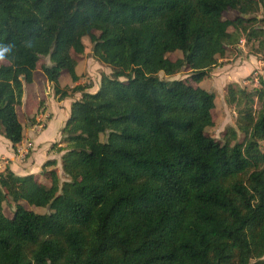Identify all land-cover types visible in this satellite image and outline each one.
Masks as SVG:
<instances>
[{"label":"trees","instance_id":"16d2710c","mask_svg":"<svg viewBox=\"0 0 264 264\" xmlns=\"http://www.w3.org/2000/svg\"><path fill=\"white\" fill-rule=\"evenodd\" d=\"M86 37L113 73L70 93ZM242 40L264 60V0H0V133L22 143L17 107L44 58L58 101L82 93L52 146L66 181L55 161L42 179L0 171V264H264V79L228 87L238 118L221 141L206 133L216 94L197 86Z\"/></svg>","mask_w":264,"mask_h":264},{"label":"rangeland","instance_id":"374dc122","mask_svg":"<svg viewBox=\"0 0 264 264\" xmlns=\"http://www.w3.org/2000/svg\"><path fill=\"white\" fill-rule=\"evenodd\" d=\"M259 1V0H255ZM225 19L233 20L236 17L235 12H227L224 15ZM262 14L259 15V18ZM84 44L86 47L85 53L83 55L74 57L78 61L77 70L79 72L80 80L74 83L67 71L62 72V77L60 79V87L62 90H70V93L77 86L90 87L87 92L95 93L99 90L102 77L105 75H112L113 71L107 65H104L93 57V45L88 37L84 38ZM257 48V42L247 43L246 40H242L241 44L233 49L225 59L220 60L217 67L211 70L210 76L206 78L201 84L197 85L204 88L212 93L216 94V107L212 112L213 121L215 126L206 130V133L214 137L217 141L223 139V135L229 127H235L236 120L238 118V112L234 106L228 105V87L230 85L236 86V88L245 89L246 91L253 92L255 89L261 88V84L254 86L250 83L251 77L258 73L264 79V60L261 56L255 54ZM169 59L176 60L181 57V53L170 54ZM49 58H44L38 64V68L34 75V83L26 86V97H24L23 105L17 107V114L20 123L23 126L24 133L26 134L27 128L37 124L39 121V116L46 114L47 109L49 113L53 111V99H55L54 87L49 88L47 85L45 75L41 70V66L44 64H49ZM5 63V61H0V65ZM242 73L243 77L239 73ZM248 74V75H247ZM245 75L247 77H245ZM189 76V73L183 71L178 74L174 79L184 80ZM161 78L165 79V75L161 74ZM227 78L225 81L222 78ZM245 77V78H244ZM42 83L45 87L49 88L48 94L39 90L42 87ZM37 86V87H34ZM196 85V84H195ZM194 85V86H195ZM48 90V89H47ZM41 91V93H40ZM35 93H38V98ZM82 93L76 92L72 94L69 102H75L81 99ZM57 99V98H56ZM38 100V101H37ZM48 105V107H47ZM260 108L259 104L255 105V109ZM50 117L45 118V123ZM42 122V120H40ZM61 124V123H60ZM105 141L106 138L102 137ZM63 171V170H62ZM59 172V171H58ZM61 182L66 181L64 173L59 174ZM49 182V180H46ZM50 183V182H49ZM26 209H29L37 214H46L48 210L46 208L31 207L25 204ZM5 214L11 218L14 216V209L5 206Z\"/></svg>","mask_w":264,"mask_h":264},{"label":"crops","instance_id":"0c3cea01","mask_svg":"<svg viewBox=\"0 0 264 264\" xmlns=\"http://www.w3.org/2000/svg\"><path fill=\"white\" fill-rule=\"evenodd\" d=\"M76 72L79 75L77 68ZM239 74L240 76H238V78L243 77L241 72ZM245 77L247 76L245 75ZM222 79L221 81L224 82L227 78L224 77ZM44 82H47L49 88H52L53 85L48 82L47 78ZM28 85L30 84L24 85V97H26V86ZM34 87L37 86L34 85ZM49 88L45 87V84L42 83V87L39 88V90L41 89V91L48 94ZM35 94L38 98V93ZM24 97L23 103L25 102ZM52 102L53 111L49 113L47 109L46 114L39 116V122L27 128L22 143L16 147L0 133V171L9 168L18 176L34 175L42 179V172L45 164L50 161H55L56 169L59 171V174L63 172L62 156L64 153L53 151L52 146L54 144H58L59 147L63 146L60 144L62 141V130L70 117L73 102H69V99L58 101L56 96ZM47 116H49L50 119L45 123L44 121ZM40 120H42V122Z\"/></svg>","mask_w":264,"mask_h":264},{"label":"built area","instance_id":"2783aa9c","mask_svg":"<svg viewBox=\"0 0 264 264\" xmlns=\"http://www.w3.org/2000/svg\"><path fill=\"white\" fill-rule=\"evenodd\" d=\"M260 78H261L260 74L256 73L251 77L250 83L253 84L254 86H258L260 85Z\"/></svg>","mask_w":264,"mask_h":264},{"label":"clouds","instance_id":"9594fccd","mask_svg":"<svg viewBox=\"0 0 264 264\" xmlns=\"http://www.w3.org/2000/svg\"><path fill=\"white\" fill-rule=\"evenodd\" d=\"M10 51V46H0V58H3L5 53H8Z\"/></svg>","mask_w":264,"mask_h":264}]
</instances>
